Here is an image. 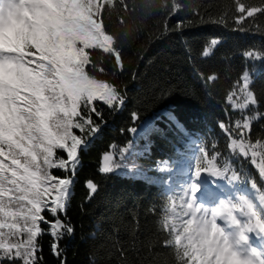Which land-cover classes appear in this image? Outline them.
Returning a JSON list of instances; mask_svg holds the SVG:
<instances>
[{
    "label": "snow or ice",
    "instance_id": "1",
    "mask_svg": "<svg viewBox=\"0 0 264 264\" xmlns=\"http://www.w3.org/2000/svg\"><path fill=\"white\" fill-rule=\"evenodd\" d=\"M112 2L0 0V264L5 260L14 264L17 259L21 264H39V238L44 235L52 238V252L61 258L60 241L75 233L67 216L75 176L82 154L107 122L94 102H102L117 112L127 99L114 82L97 78V72L106 70L97 66L90 51L100 49L111 54L114 75L126 71L118 47L120 38L109 34L104 23L105 5ZM143 6L156 9L159 0H145ZM178 7L174 5L172 10ZM124 8L128 10L126 4ZM238 11L252 17L264 9L248 10L241 3ZM242 21L243 16L237 23ZM183 27L184 21L178 20L172 29L166 25L164 30ZM211 43L216 44L217 40ZM242 55L248 60H264V54L254 50H245ZM213 79L214 76L208 77ZM241 79L243 99L234 101L235 90L226 97L233 111L258 103L249 91L247 70ZM132 118L135 121L138 114L133 113ZM251 123L252 115L247 114L235 121L221 120L218 127L228 138L229 150L248 159L264 177V144L246 139ZM74 129L80 134H74ZM154 130L146 122L145 138ZM129 131L135 134L137 129L132 127ZM57 149L63 154L53 159ZM211 163L214 165L215 161ZM120 167L112 155L102 156V173L110 174ZM52 169L62 170V174L55 175ZM126 174L152 179L134 166L127 168ZM212 175L226 181L240 180L236 172L230 178L227 171ZM85 187L89 190L88 199L98 191L92 180L86 181ZM228 187L232 189L233 184ZM250 187L258 193L259 207L242 190L234 192L240 203H233L228 197L209 206L201 195L214 188L219 190L220 185L215 179L202 177L198 165L194 171L189 170L187 182L181 185L187 191L179 210L173 200L167 209L171 215L164 216L162 222V227L172 234L165 243L174 244L181 264H264V192H259L255 182Z\"/></svg>",
    "mask_w": 264,
    "mask_h": 264
},
{
    "label": "trees",
    "instance_id": "2",
    "mask_svg": "<svg viewBox=\"0 0 264 264\" xmlns=\"http://www.w3.org/2000/svg\"><path fill=\"white\" fill-rule=\"evenodd\" d=\"M144 3L113 0L105 5L106 31L120 38L126 71L114 75V57L100 49L90 51L97 66L106 70L97 72V78L118 85L126 104L113 112L102 102H94L107 122L82 154L75 176L67 212L75 233L60 241L61 258L53 254L49 235L39 238V264H61V259L64 264H181L174 244L165 243L172 234L162 222L164 216L170 217L167 209L173 200L179 210L184 194L174 191L173 184L181 180L178 175L163 172L162 166L167 162L174 169L197 149L195 166L201 171H227L229 178L236 172L239 181H223L258 197L250 187L255 182L259 192H264V179L255 166L229 150L228 138L218 127L221 120L235 121L251 114L246 139L264 144V118H260L264 117V60L242 55L245 50L264 54V11L252 17L238 11L241 3L248 10L264 9V0H159L156 9L145 8ZM241 16L242 23H237ZM178 20L184 21L181 30H164L166 25L172 29ZM213 39L216 44L211 43ZM246 70L254 76L250 91L258 103L233 111L226 97L235 90L234 101L243 99L239 90ZM209 76L215 79L208 80ZM133 113L139 117L135 121ZM146 122L156 130L145 138ZM132 127L137 129L135 134L129 131ZM73 132L80 134L77 129ZM55 152L53 159L63 154L59 149ZM104 154L112 155L121 167L102 173ZM133 166L152 179L127 175V168ZM51 171L62 174V170ZM88 180L98 186L91 199L85 187ZM14 264L21 262L17 259Z\"/></svg>",
    "mask_w": 264,
    "mask_h": 264
},
{
    "label": "rangeland",
    "instance_id": "3",
    "mask_svg": "<svg viewBox=\"0 0 264 264\" xmlns=\"http://www.w3.org/2000/svg\"><path fill=\"white\" fill-rule=\"evenodd\" d=\"M249 83H251V81H249ZM113 161H115V158H114V157H113ZM181 167H182V166H180L179 168H177L175 171L180 172ZM164 170H165V171L170 170L169 166H168V165H165ZM172 173H175V172H172ZM188 176H189V174L185 177L184 183L187 182ZM180 188H181V187H180ZM220 201H221V200H220ZM220 201H219V203H220ZM208 205H209V206H212L210 203H208Z\"/></svg>",
    "mask_w": 264,
    "mask_h": 264
},
{
    "label": "bare ground",
    "instance_id": "4",
    "mask_svg": "<svg viewBox=\"0 0 264 264\" xmlns=\"http://www.w3.org/2000/svg\"><path fill=\"white\" fill-rule=\"evenodd\" d=\"M236 57H238L237 55H236ZM233 61H234V63H235V65H238V60L235 58V59H233ZM190 170V168L188 169V171Z\"/></svg>",
    "mask_w": 264,
    "mask_h": 264
}]
</instances>
